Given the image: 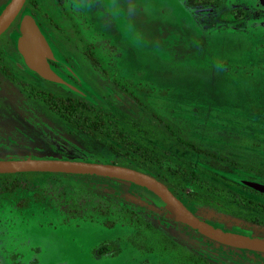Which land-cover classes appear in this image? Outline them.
<instances>
[{
	"label": "rangeland",
	"instance_id": "obj_1",
	"mask_svg": "<svg viewBox=\"0 0 264 264\" xmlns=\"http://www.w3.org/2000/svg\"><path fill=\"white\" fill-rule=\"evenodd\" d=\"M10 1H0V16ZM112 1L28 0V6L52 36L55 21L64 24L66 31L56 35L61 52L80 72L87 100L110 110L133 139L135 160L119 143L83 133L33 98L42 90L75 94L28 71L7 32L0 34V66L30 93L0 84V160L94 157L153 175L176 164L179 170L166 176L181 188L163 182L192 212L199 207L189 197L196 175L205 185L257 200L261 208L240 205L227 213L226 223L220 220L224 211L204 206L216 217L205 220L211 226L251 237L248 219L254 210L264 222V196L237 180L264 182V0H120L121 20L103 6L112 10ZM81 20L93 31L104 23L119 45L107 43L106 34L84 45L70 25ZM139 147H148L150 156H140ZM47 176L21 190L42 196L28 207H17L0 191V264H264L262 252L227 248L162 217L156 210L161 200L134 186L115 179L86 183L87 177L68 173Z\"/></svg>",
	"mask_w": 264,
	"mask_h": 264
},
{
	"label": "water",
	"instance_id": "obj_2",
	"mask_svg": "<svg viewBox=\"0 0 264 264\" xmlns=\"http://www.w3.org/2000/svg\"><path fill=\"white\" fill-rule=\"evenodd\" d=\"M24 1L11 0L8 3L6 9L0 16V33L16 17ZM18 32L19 34L16 37L17 50L29 69L36 72L42 78L62 85L86 99L91 98L84 89L70 82L66 77H63L50 64V61L60 63H65V61L49 42L29 10H23L20 14ZM69 70L72 71L71 69ZM90 159L93 161L43 158L0 160V172L44 171L94 174L132 181L154 191L167 203L169 208L175 211L185 223L198 233L223 245L264 252V239L244 237L231 232H224L221 229L211 226L206 221L198 218L166 184L155 176L131 167L100 163L95 161L96 158L94 157ZM241 182L260 193H264V183L262 182L251 179H241Z\"/></svg>",
	"mask_w": 264,
	"mask_h": 264
},
{
	"label": "trees",
	"instance_id": "obj_3",
	"mask_svg": "<svg viewBox=\"0 0 264 264\" xmlns=\"http://www.w3.org/2000/svg\"><path fill=\"white\" fill-rule=\"evenodd\" d=\"M35 96H39L41 99H43L49 106V108L58 114H60L61 117L66 119L67 121L71 122L77 129L82 131L83 133H86L90 136L94 137H102L104 138L107 143L111 145L112 142L119 143L121 146L124 147V154H126L129 158H132L135 160V157L133 156V152H135V147L133 143V139H129L126 135L124 130L122 129L121 125L118 123L114 117H112V113L108 109H101L99 107H95L92 103H90L85 98H82L80 96L72 97V96H63L54 94L51 91H42L41 95L34 93ZM153 150L159 151L160 149L156 146H151ZM140 149V156L144 157L146 154L150 156L148 147H139ZM119 147H118V149ZM137 163H140V159H136ZM141 164V163H140ZM165 164V162L162 163V165ZM176 164H168L167 170L164 173H156L151 174L155 176L160 181H164L169 186H172V184H176V186L180 187L182 186L181 183L175 182L174 180L167 177V173L171 172L173 170L174 172L177 169ZM146 169L144 172L149 173ZM182 172H184V168H182ZM52 173H63L64 172H44V171H24V172H6L1 173L0 172V191L7 192L8 196L12 197L13 200H15V204L17 207L24 208L28 207L30 205L31 199L34 198V200H39L42 198L40 194L33 193L32 195H23L21 194V190L27 185L28 181H34L35 179H39V177H48V174ZM73 174L75 176H85L87 177L86 183H89V178H99V179H115L119 182H123L125 186H134L140 191H144L146 193H149L151 196L156 197L157 199L161 200L162 204L160 207H157V211L162 215L164 218H170L171 221H177L181 222L182 224L190 227L187 223H185L181 217L173 211L171 208L167 206V203L163 201L154 191L148 189L147 187H144L140 184L134 183L132 181H128L125 179L110 177V176H101V175H94V174H78V173H68ZM150 174V173H149ZM186 179L189 177L188 174L186 175ZM62 178V177H60ZM56 178V179H60ZM163 182V183H164ZM237 182H239L240 185H237L239 187H242L243 189H247L253 193L259 194L264 196V193H260L251 187L244 185L241 182V179H238ZM164 183V184H165ZM229 183L233 184L232 181ZM264 183V182H262ZM75 184V183H74ZM181 184V185H180ZM76 185V189L83 190L84 188L81 187L78 184ZM192 186L193 190L191 191V194L189 197L197 202L199 204V207L195 208L193 213L202 220H214L216 217L213 214L206 213V208L204 206H211L213 209L217 212L224 211L225 216L223 217L222 221L225 223L227 222V216L228 212H230L233 208H239L240 205L247 206L251 209L255 208H261L260 203L244 194H240L235 190L229 189L228 187H223L219 185L209 186L205 185L203 182H200L197 175L192 180ZM172 192L177 196L180 193L176 189H171ZM32 199V201H34ZM230 203L231 206L228 207L227 204ZM74 204V203H72ZM250 209V210H251ZM221 210V211H220ZM252 211V215L254 217H251L248 219V228L252 230L251 237L258 238V239H264V222L259 219V216H257V213L254 210ZM219 217V216H218ZM226 226H229L228 223ZM191 228V227H190ZM220 244V243H217ZM222 245V244H220ZM225 246V245H222ZM229 247V246H228ZM232 249L239 250L238 248L229 247ZM261 253V252H257Z\"/></svg>",
	"mask_w": 264,
	"mask_h": 264
},
{
	"label": "flooded vegetation",
	"instance_id": "obj_4",
	"mask_svg": "<svg viewBox=\"0 0 264 264\" xmlns=\"http://www.w3.org/2000/svg\"><path fill=\"white\" fill-rule=\"evenodd\" d=\"M0 1H4V0H0ZM72 2H73V4H74V2H75V0H71ZM77 2V1H76ZM5 5V4H4ZM76 5H78V3H76ZM23 10L25 11V10H29L32 14H33V16L35 17V19H36V21H37V23H38V25L40 26V28H41V30L44 32V34L46 35V37L48 38V40H49V42L53 45V47L55 48V50L57 51V53H59V55L61 56V58L65 61V63H60V62H57V61H50V64L53 66V68L57 71V72H59V74H61L63 77H66L70 82H72V83H74L75 85H78L79 87H81L82 89H84L85 91H86V89L84 88V87H82V86H80L81 85V74H80V72L78 73V71L77 70H75L76 68L67 60V56L64 54V53H62L61 52V49L59 48V46H61V44L59 43V40L56 38V35H58V34H60L61 32H64V31H66V29H65V26H64V24L63 23H61L60 21H55L56 22V24H54L55 26L53 27V28H55L56 29V32H55V35L53 34V36L50 34V31L49 30H47V27L44 25V23L42 22V20L38 17V15H36L34 12H33V9H31V7L30 6H28V0H25L24 1V4H23V6H22V8L20 9V11H19V13L16 15V17L12 20V22L7 26V28L4 30V31H2V32H7V35H9V37H11V38H13L12 40H13V45H14V47H15V49H16V51L18 52V50H17V46H16V37H17V35L19 34V32H18V22H19V17H20V14L23 12ZM71 10V9H70ZM73 10H74V8H73ZM21 12V13H20ZM89 14V13H88ZM107 14H109V15H112V19L114 18V15H113V12H110V13H107ZM61 15V14H60ZM105 14L103 13V16H104ZM103 18L104 17H102V19H101V21L103 20ZM117 18V17H116ZM96 19V18H95ZM119 20V19H118ZM90 21H92L91 19H90ZM100 22V21H99ZM80 24V26L78 25L77 26V24ZM92 23H93V21H92ZM97 23V22H96ZM101 23V22H100ZM70 25L72 26V28L73 29H71L74 33H77V37L78 38H80V36L78 35V34H80L81 35V39H80V41H83L84 42V45L88 42V43H92V44H97V42L99 43V39L103 36V35H107V37H106V39L108 40L107 41V43H111V46H114V47H117L118 46V43H116V42H111L110 41V38L112 39V37H113V34L109 31V29H107L106 28V26H105V24L104 23H102V26L104 27V28H101V27H99V28H97V29H94V31L93 30H88L87 29V27H86V23H85V21L83 20H81L80 22H76V21H74V23L72 22H70ZM116 25V24H115ZM91 27V26H90ZM116 27H117V25H116ZM119 27V26H118ZM117 27V28H118ZM68 28V27H67ZM87 29L85 32H88L89 33V31H91L92 33H90V34H87V33H85L84 32V29ZM79 30H81V32L79 31ZM118 30H119V28H118ZM1 32V33H2ZM104 32V33H103ZM117 32V31H116ZM0 33V34H1ZM118 33V32H117ZM85 34V35H84ZM89 35L90 36V38H93V36L96 38V40H94V41H92V40H88V37L87 36ZM58 41V42H57ZM95 41H97V42H95ZM77 43L78 42H74V48H77L78 49V45H77ZM59 44V45H58ZM101 45H105V43L104 44H101ZM82 49V48H81ZM94 50H95V52L96 53H98V51H97V49H96V46L94 45ZM19 53V52H18ZM19 55H20V53H19ZM63 55H65V56H63ZM20 57H21V59H22V62H23V66H25V68L28 70V71H30V72H32V74H34V75H36V76H38V77H41V76H39L36 72H34V71H32L31 69H29L27 66H26V64L24 63V61H23V58H22V56L20 55ZM86 59H89L90 60V58L87 56V58ZM88 60V61H89ZM89 65H91L92 66V62H91V60L89 61ZM118 68V67H117ZM0 69L1 70H3V72L4 73H2V71L0 70V84L1 83H10V85L12 84V83H14V84H16L18 87H20V89L21 90H23L24 91V93H26V94H29L30 92H29V90L28 89H26V88H23L21 85H23L22 83H20V85H19V83H17L16 81H14V77L12 76V74L9 72V70L8 69H5L4 68V66H0ZM69 69H71L72 71H70ZM90 72H92V74H93V76H91L90 75V73H88L89 74V76H91V77H93V80H96V82H98V83H101V79L93 72V69H92V71H90ZM77 74V75H76ZM95 74V75H94ZM42 78V77H41ZM43 80H46V79H44V78H42ZM46 81H48V80H46ZM49 82H51V81H49ZM51 83H53V82H51ZM53 84H56V85H58V86H60V87H62L64 90H68L69 92H71V93H74L76 96H80V97H82L81 95H79V94H77V93H75V92H73V91H71V90H69V89H67L66 87H64V86H62V85H59V84H57V83H53ZM86 84H88V82H86ZM42 91H44V90H42ZM41 91V92H42ZM88 92V91H87ZM54 94H56V93H54ZM58 95H60V94H58ZM75 95H67V96H72V97H76ZM64 96V95H63ZM33 98H35V99H37L38 100V102H42L43 101V104H44V100L43 99H41L39 96H33ZM82 98H84V97H82ZM86 99V98H85ZM27 100H29L28 98H27ZM87 100V99H86ZM33 104H34V106H35V108H36V104H35V102H33ZM45 104L47 105V107L49 108V106H48V104L45 102ZM50 109V108H49ZM53 111V110H52ZM35 112L37 113V111L35 110ZM53 112H55V111H53ZM59 117V119H62V120H64V121H66V122H69V121H67L66 119H64L63 117H61L60 116V114H58L57 112H55ZM69 123H71V122H69ZM72 124V123H71ZM218 243V242H217ZM221 244V243H220ZM223 245V244H222ZM225 247H227V248H229V247H231V246H227V245H225ZM235 248V247H234ZM230 249H232V248H230ZM239 250H240V248H238ZM236 250V249H235ZM256 252H258V251H256ZM262 253H264V252H262Z\"/></svg>",
	"mask_w": 264,
	"mask_h": 264
},
{
	"label": "bare ground",
	"instance_id": "obj_5",
	"mask_svg": "<svg viewBox=\"0 0 264 264\" xmlns=\"http://www.w3.org/2000/svg\"><path fill=\"white\" fill-rule=\"evenodd\" d=\"M106 2H108V1H106ZM112 2H113L112 4H109V3H108V4L111 6L112 11L116 13L118 19L121 20V15H123V14H122L123 11H120V10H121V7L124 6V4H122V3L120 2V0H114V1H112ZM113 4L117 7V10H115ZM131 4H132V3H131V1H130V2H128L127 5H131ZM133 8H134V7H133ZM135 9H136V7L134 8V13H136V10H135Z\"/></svg>",
	"mask_w": 264,
	"mask_h": 264
},
{
	"label": "crops",
	"instance_id": "obj_6",
	"mask_svg": "<svg viewBox=\"0 0 264 264\" xmlns=\"http://www.w3.org/2000/svg\"><path fill=\"white\" fill-rule=\"evenodd\" d=\"M103 6H104V8L107 9V12H108V13L112 12V10L109 8V6L107 5V3H104ZM194 7H195V6H194ZM198 7L202 8V6L198 5V6L195 7V10H197V11L200 10V8H198ZM108 8H109V9H108ZM203 8H204V7H203ZM219 11H220V10H219ZM217 13H218V12H217ZM113 20H114V18H113ZM116 25H117V24H116ZM213 25H215V24H213ZM200 26H201V25H200ZM215 26H219V24H218V25H215ZM215 26H214V27H215ZM117 27H118V25H117ZM204 27H205V26L202 25V27H201V28H202V31H204V29H203ZM118 28H119V27H118ZM119 31L122 32L120 29H119ZM204 32H205V31H204ZM118 45H119V44H118ZM17 87H18V86H17ZM18 88L20 89V87H18ZM20 91H21V89H20ZM22 91H23V90H22ZM23 92H24V91H23ZM25 95L28 96V94H26V93H25ZM25 95H24V96H25ZM25 97H26V96H25ZM26 99H27V97H26Z\"/></svg>",
	"mask_w": 264,
	"mask_h": 264
}]
</instances>
